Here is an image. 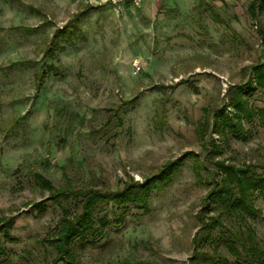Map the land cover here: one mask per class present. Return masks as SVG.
Wrapping results in <instances>:
<instances>
[{"label":"rangeland","instance_id":"obj_1","mask_svg":"<svg viewBox=\"0 0 264 264\" xmlns=\"http://www.w3.org/2000/svg\"><path fill=\"white\" fill-rule=\"evenodd\" d=\"M121 1L0 0V223L9 220L0 264H63L54 263L48 238L65 216L82 212L83 199L49 201L36 173L56 188L104 194L143 183L182 158L146 207L116 214L113 203L97 201L95 231L72 244L74 264L238 258L233 237L216 224L204 230L201 219L243 226L226 210L203 211L224 176L220 164L262 175L259 119L243 122L245 139L212 131L215 113L237 116L228 91L248 84L253 67H264V5L256 20L248 11L262 0H186L153 24L138 12L125 21L122 8L113 10ZM245 99L264 109V90L254 87ZM253 201L259 215L245 222L264 248V193L255 191Z\"/></svg>","mask_w":264,"mask_h":264},{"label":"trees","instance_id":"obj_2","mask_svg":"<svg viewBox=\"0 0 264 264\" xmlns=\"http://www.w3.org/2000/svg\"><path fill=\"white\" fill-rule=\"evenodd\" d=\"M262 5H264V0L261 3L252 1L249 4V14L255 20L258 18L259 12L263 9ZM78 19L79 16H75L72 20L71 23L74 24V27H76ZM73 35V31L67 34L69 38ZM252 73L253 79L251 78L248 84L234 86V88L228 91L229 105L231 104L236 110L237 116L234 119L224 117L225 109L213 115L216 120L212 124L214 134L222 135L224 131L229 130L235 138L245 139L247 133L244 132L243 122L252 123L255 118L259 119L260 125L264 127V109L254 110L245 99L247 93L254 87L264 90V67H253ZM206 114L207 118H205V123L202 125L203 129L209 128L208 116L210 113L206 111ZM218 119H221L220 123L217 122ZM186 155H191V153ZM183 159L166 163L159 173L143 183H129L120 191L104 194L92 189L76 191L69 188V186L56 188L52 181L36 173L34 175L36 184L51 193L48 198L49 201L54 203H69L71 199H83L81 200L82 212L72 220L65 216L57 234L48 238V242H50L56 252L57 258L54 263L61 261L63 264H74L72 244L75 240L83 238L95 231L93 213L97 201L101 203H113L116 214L126 209L129 205H143L142 207H146L150 192L162 188L169 181L173 172L179 167ZM259 168L262 170V175L252 174L249 167L237 168L235 166L220 164L219 169L224 176L220 182L215 183L214 190L209 193L206 204L203 207V211H211V209L226 210L228 214H231L234 218H239L241 221L240 225L243 226H240V229L238 228L236 230L225 226L219 219L212 218L214 221L211 224L201 219L204 230L212 228L216 224L224 228L233 237L228 242L231 245V249L237 253L238 258L232 264H264V248L256 241L253 229L245 222L246 215H259V211L254 205L253 193L255 191L264 193V164L259 166ZM64 176L65 178L68 177L66 172ZM44 205L45 202L38 203L35 204V207L41 209ZM63 213L65 215L68 214L66 209L63 210ZM7 221L9 220L0 223V234L2 233L1 230L6 228L4 225ZM106 224L104 220L103 225L105 226ZM236 246L238 248H235ZM215 258L216 256L210 257V260L215 262Z\"/></svg>","mask_w":264,"mask_h":264},{"label":"crops","instance_id":"obj_3","mask_svg":"<svg viewBox=\"0 0 264 264\" xmlns=\"http://www.w3.org/2000/svg\"><path fill=\"white\" fill-rule=\"evenodd\" d=\"M209 1H216V0H209ZM180 2H186V0H144L142 5L140 7H135L129 0H123L116 4V6L113 7V10L118 8H122V16L123 19L126 21L127 15L129 13H140L141 17L145 22L148 24H153L155 21L159 20L161 18L162 12L165 9H173L175 4H178ZM79 23V19H78ZM77 23V24H78Z\"/></svg>","mask_w":264,"mask_h":264},{"label":"built area","instance_id":"obj_4","mask_svg":"<svg viewBox=\"0 0 264 264\" xmlns=\"http://www.w3.org/2000/svg\"><path fill=\"white\" fill-rule=\"evenodd\" d=\"M129 1L133 4V6L140 7L144 0H129ZM152 1H157V0H152ZM138 71H140V66L139 65H137L135 73H137Z\"/></svg>","mask_w":264,"mask_h":264}]
</instances>
